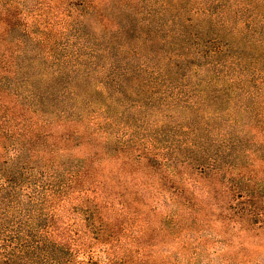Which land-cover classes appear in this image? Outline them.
I'll use <instances>...</instances> for the list:
<instances>
[{
    "label": "rangeland",
    "instance_id": "1",
    "mask_svg": "<svg viewBox=\"0 0 264 264\" xmlns=\"http://www.w3.org/2000/svg\"><path fill=\"white\" fill-rule=\"evenodd\" d=\"M155 15L190 64L119 80ZM0 192L22 264H264V0H0Z\"/></svg>",
    "mask_w": 264,
    "mask_h": 264
},
{
    "label": "trees",
    "instance_id": "2",
    "mask_svg": "<svg viewBox=\"0 0 264 264\" xmlns=\"http://www.w3.org/2000/svg\"><path fill=\"white\" fill-rule=\"evenodd\" d=\"M155 18L156 20L151 18L144 24L136 20L132 21L131 18L127 20L121 19V17L117 18V22H115L116 30L113 31V67L119 80L129 81V78L136 77L140 73L147 78L149 76L153 77V81L162 80V77L166 80L168 79V71L174 72L183 64H190L188 55L184 57L171 55L165 62L152 56L151 48L155 36L160 35L159 39L163 42L168 29L171 30L170 33L174 32L171 26L168 25L175 24V20L165 21L158 15H155ZM188 21L183 20V25ZM189 24L194 28H199L194 21ZM181 34V29H178L177 34L175 33L176 36ZM124 36H126L127 42L123 43L121 40ZM192 36V33H190L189 37ZM183 45H186V43ZM2 193L0 192V264H17L18 262L22 264L28 252L35 250V247L24 238V231L21 228L23 224L28 226L29 222L28 220L23 222L20 219L10 217V212L16 211V206L14 203H5Z\"/></svg>",
    "mask_w": 264,
    "mask_h": 264
}]
</instances>
